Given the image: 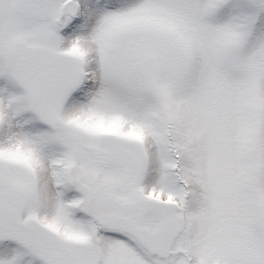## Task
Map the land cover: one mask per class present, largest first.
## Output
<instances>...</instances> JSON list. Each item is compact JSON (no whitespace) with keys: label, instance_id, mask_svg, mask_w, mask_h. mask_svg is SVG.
<instances>
[{"label":"snow or ice","instance_id":"1","mask_svg":"<svg viewBox=\"0 0 264 264\" xmlns=\"http://www.w3.org/2000/svg\"><path fill=\"white\" fill-rule=\"evenodd\" d=\"M0 264H264V0H0Z\"/></svg>","mask_w":264,"mask_h":264}]
</instances>
